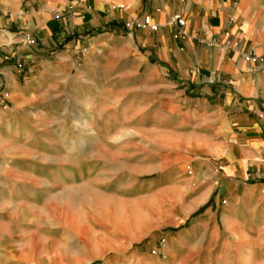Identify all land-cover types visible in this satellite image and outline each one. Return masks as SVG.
Returning <instances> with one entry per match:
<instances>
[{"label":"crops","instance_id":"obj_1","mask_svg":"<svg viewBox=\"0 0 264 264\" xmlns=\"http://www.w3.org/2000/svg\"><path fill=\"white\" fill-rule=\"evenodd\" d=\"M85 44L147 53L187 93L179 124L200 128L158 140L130 167L155 169L158 202L154 222L125 237L164 236V260L136 264H264V0H0V258L31 256L33 169L64 156L63 134L39 128L62 124L65 95L78 103L86 73L74 55Z\"/></svg>","mask_w":264,"mask_h":264},{"label":"rangeland","instance_id":"obj_2","mask_svg":"<svg viewBox=\"0 0 264 264\" xmlns=\"http://www.w3.org/2000/svg\"><path fill=\"white\" fill-rule=\"evenodd\" d=\"M74 56L86 73L77 83L79 101L71 103L65 95L62 124L58 120L39 128L63 134L64 156L49 159L45 173L33 169L37 181L30 211H15L17 217H31V256L25 255L23 264H136L138 258L151 263L155 257L163 261V234L150 230L135 241L125 237L136 222H154L158 202L155 169L130 167L151 160L157 141L167 135L200 129L189 121L179 124L187 93L155 72V62L142 51L85 44ZM6 99L0 81L2 106ZM43 174L54 188L46 190L39 183ZM60 177L71 186L64 185L63 196L57 195ZM19 224L16 228L23 229ZM70 229L78 237L73 238ZM14 256L9 263L1 257L0 264H21Z\"/></svg>","mask_w":264,"mask_h":264},{"label":"built area","instance_id":"obj_3","mask_svg":"<svg viewBox=\"0 0 264 264\" xmlns=\"http://www.w3.org/2000/svg\"><path fill=\"white\" fill-rule=\"evenodd\" d=\"M172 22L176 23L179 26L184 25V20L179 15H174L172 18ZM143 26H146L153 31L157 29V25L151 23L150 17L148 16H145L143 18ZM243 57L246 61H248V60L254 59L256 57V53L254 52V50H251L249 53L245 54Z\"/></svg>","mask_w":264,"mask_h":264}]
</instances>
